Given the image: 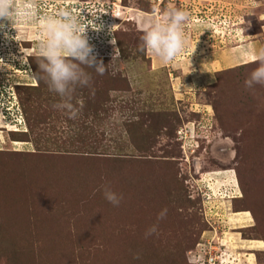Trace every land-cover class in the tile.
<instances>
[{
    "label": "rangeland",
    "instance_id": "1",
    "mask_svg": "<svg viewBox=\"0 0 264 264\" xmlns=\"http://www.w3.org/2000/svg\"><path fill=\"white\" fill-rule=\"evenodd\" d=\"M69 3L103 6L105 24L86 33L114 50L98 58L104 75L86 69L92 84L77 88L84 106L71 119L35 75L36 23L4 35L0 83L32 88L17 112L0 96V264H198L190 252L206 242L204 260L264 264V86L245 87L264 48V0H61L40 16ZM169 5L190 14L189 40L163 64L138 48L142 21ZM26 54L35 78L21 72ZM104 185L122 194L118 207Z\"/></svg>",
    "mask_w": 264,
    "mask_h": 264
},
{
    "label": "clouds",
    "instance_id": "2",
    "mask_svg": "<svg viewBox=\"0 0 264 264\" xmlns=\"http://www.w3.org/2000/svg\"><path fill=\"white\" fill-rule=\"evenodd\" d=\"M189 19L187 11L169 5L158 19L142 21V43L138 51L149 53L163 64L172 63L187 51L189 37L185 34V25ZM18 20L34 21L37 25L36 40L40 58L35 75L45 82L50 92L60 97V102L52 107L76 119L84 106L83 99L77 104L73 103L77 88H90L92 84V76L86 69L101 76L106 72L105 64L97 58L95 48L89 42L86 33L89 27L79 16L67 10L40 16L35 0H0V30ZM241 31L244 33L245 29ZM250 59L257 67L245 80V87L254 89L256 85L264 86V48L253 50ZM102 187L104 198L118 207L123 199L122 194H117L107 185ZM166 215L167 209H162L157 219L162 220ZM157 227L155 224L150 226L144 238L156 234ZM140 258L139 253L134 254V259Z\"/></svg>",
    "mask_w": 264,
    "mask_h": 264
},
{
    "label": "built area",
    "instance_id": "3",
    "mask_svg": "<svg viewBox=\"0 0 264 264\" xmlns=\"http://www.w3.org/2000/svg\"><path fill=\"white\" fill-rule=\"evenodd\" d=\"M116 5L114 4V7ZM99 6L100 7H99V9L97 11V14L94 13L91 9H88V6H85L84 7L85 10H83L82 13H79L78 10L75 8L74 4L72 5L70 3L68 5H63V6L61 5L58 8L53 9L50 12L59 11V10H67V11L72 12L73 14H76L77 16H79L82 19V21L87 24V26L90 23H92V22L94 24L96 23V25L97 24H100V26H101L103 24L102 21L105 24V21H104L105 20V17L102 19V17H101L100 14H104V12H103V9L104 8H103L102 5H99ZM105 8L108 10V7H105ZM91 11L93 13H91ZM111 11L112 10H110V12ZM98 32H100V31H98ZM6 33H7V30H5V29L0 30V57H1V60H3V61L5 60V62L8 61V59H6V57H8L7 54H9L8 51L12 49V48H7L8 44L6 43L5 38H3ZM99 34L100 33H95V35H91L90 36L91 39H89V42L94 46L95 53L97 54V58H105L106 57V54L108 53L109 50H110L109 52H112V50H114V45H112L113 43L110 42L109 39L107 40V42H104L105 45H101V42L98 40V37H101ZM110 36H111V34H110ZM102 49H104V52H103L104 54H102V55L98 54L97 51L98 50H102ZM105 51L107 53H105ZM27 56H29V55L26 54V57ZM27 59H28V57L26 59H24L23 61L22 60H19L20 61V69L22 70L21 72L23 74H25V72H27V73L30 74V67H29V63H28V60ZM19 61H15V64H18L17 62H19ZM12 63H13V61H12ZM1 66H3V64ZM12 66H14V64ZM18 72H20V71H18ZM25 81L26 80H22L21 82H14V83H12L11 86H8V88L6 86L4 87V85H2L0 83V96L2 97V95H3L2 93H4V96L2 98H5L6 101H7V103H8V105L11 106L10 109H8V106L7 105H6L7 107H4V109H6V112L9 113L12 110H15L17 112L18 108L16 107L17 106L16 105V95H15V92H14V89L13 88L16 87V86H22V85L23 86H26V85H30V82H25ZM6 84L7 83H5V85ZM1 97H0V99H1ZM14 102H15V104H14ZM204 218H206V217H204ZM207 243L208 242H206L205 244H201V243L196 244L194 250L190 252L191 253V256H190L191 257V261L193 263H198V264H224V260H217V259H215V257L208 256V258L206 260H204V259H202L200 257V256H202L204 254L202 248H204V246ZM193 258H195L197 260H195Z\"/></svg>",
    "mask_w": 264,
    "mask_h": 264
},
{
    "label": "crops",
    "instance_id": "4",
    "mask_svg": "<svg viewBox=\"0 0 264 264\" xmlns=\"http://www.w3.org/2000/svg\"><path fill=\"white\" fill-rule=\"evenodd\" d=\"M61 0H35V4H36V10H37V14L40 15L43 11H45V7L49 6V4H56L58 2H60ZM102 2H106V0H102ZM108 2V1H107ZM48 3V4H47ZM73 3V2H72ZM76 3V2H74ZM71 4V3H70ZM52 7V6H51ZM28 22V21H27ZM25 23L24 25H28V23ZM16 23H10V26L13 25V27H17V28H21L24 29V25H15ZM30 26L26 27L27 29Z\"/></svg>",
    "mask_w": 264,
    "mask_h": 264
},
{
    "label": "trees",
    "instance_id": "5",
    "mask_svg": "<svg viewBox=\"0 0 264 264\" xmlns=\"http://www.w3.org/2000/svg\"><path fill=\"white\" fill-rule=\"evenodd\" d=\"M33 58H40V57H38V56H36V57H33ZM33 58H29L28 57V63H29V67H30V69H31V72H32V74H33V77H34V69H33V66H32V62H30L31 61V59H33ZM35 78V77H34ZM30 88H32V87H28V86H16V87H14L13 89H14V92H15V95L18 97V99L20 98V95H21V93H20V91H22V90H27V89H30ZM21 110H22V108H21Z\"/></svg>",
    "mask_w": 264,
    "mask_h": 264
},
{
    "label": "flooded vegetation",
    "instance_id": "6",
    "mask_svg": "<svg viewBox=\"0 0 264 264\" xmlns=\"http://www.w3.org/2000/svg\"><path fill=\"white\" fill-rule=\"evenodd\" d=\"M15 25H17V24H15ZM26 27H28V25H25L24 26V28L26 29ZM5 30H7V32H13V27L12 26H5V28H4ZM17 29V28H16ZM19 29H21V28H19ZM29 40L28 39H26L25 41H21L20 43H18L17 45L18 46H23V47H28L29 45Z\"/></svg>",
    "mask_w": 264,
    "mask_h": 264
}]
</instances>
